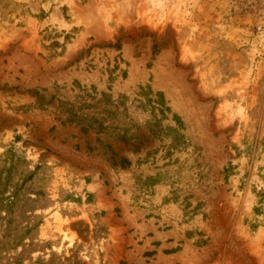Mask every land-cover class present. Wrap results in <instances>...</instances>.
Here are the masks:
<instances>
[{"label": "rangeland", "instance_id": "obj_1", "mask_svg": "<svg viewBox=\"0 0 264 264\" xmlns=\"http://www.w3.org/2000/svg\"><path fill=\"white\" fill-rule=\"evenodd\" d=\"M260 192L264 0H0V264H264Z\"/></svg>", "mask_w": 264, "mask_h": 264}, {"label": "trees", "instance_id": "obj_2", "mask_svg": "<svg viewBox=\"0 0 264 264\" xmlns=\"http://www.w3.org/2000/svg\"><path fill=\"white\" fill-rule=\"evenodd\" d=\"M153 49H156V45L153 46ZM149 90L150 89L148 87L147 88L146 87H139L138 95L143 97L148 104H150V105L152 104L151 105L152 112H155V111L158 112V114L160 115V118L157 121L167 120V114L169 113V109L165 106L162 94L161 93H156L155 94V99H153V98L149 97V95L151 93V91H149ZM153 118H155V116H153ZM157 121L156 120L151 121L153 123L152 125L155 126ZM173 121H175V123L177 124V128L168 127L167 129L171 133L176 135L178 133V131H179L178 129H180V124L176 120L175 115H173ZM120 140H122L126 144H128L130 142V138H128L125 134H123L120 137ZM174 144H175V140L170 145H168L167 148L171 149L174 146ZM119 165H120L121 168H129L131 166V162L129 160H127V159L121 158L120 161H119ZM231 168L232 167L229 166L226 169H224L225 177H227V175H229V171H230ZM256 198H257V205H256V207L253 208V212H254V214L256 216H258L264 210V192L257 193ZM256 222L257 221L255 219L250 226L252 228H256L257 227L256 226L257 225ZM169 252L170 253L174 252V250H171Z\"/></svg>", "mask_w": 264, "mask_h": 264}]
</instances>
